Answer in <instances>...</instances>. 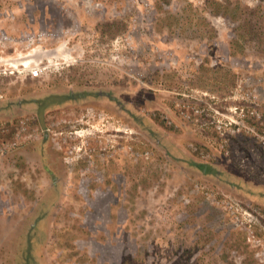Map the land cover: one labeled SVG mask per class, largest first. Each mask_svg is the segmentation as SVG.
<instances>
[{
    "label": "rangeland",
    "instance_id": "374dc122",
    "mask_svg": "<svg viewBox=\"0 0 264 264\" xmlns=\"http://www.w3.org/2000/svg\"><path fill=\"white\" fill-rule=\"evenodd\" d=\"M263 195L264 0H0V264H264Z\"/></svg>",
    "mask_w": 264,
    "mask_h": 264
},
{
    "label": "built area",
    "instance_id": "2783aa9c",
    "mask_svg": "<svg viewBox=\"0 0 264 264\" xmlns=\"http://www.w3.org/2000/svg\"><path fill=\"white\" fill-rule=\"evenodd\" d=\"M223 208L229 212L234 217V221L236 223H241V218H246L247 221H250L253 219V212L250 210H247L240 205H237L236 203L223 201Z\"/></svg>",
    "mask_w": 264,
    "mask_h": 264
},
{
    "label": "crops",
    "instance_id": "0c3cea01",
    "mask_svg": "<svg viewBox=\"0 0 264 264\" xmlns=\"http://www.w3.org/2000/svg\"><path fill=\"white\" fill-rule=\"evenodd\" d=\"M259 203L262 204V205L264 206V195H263L261 201H259Z\"/></svg>",
    "mask_w": 264,
    "mask_h": 264
}]
</instances>
